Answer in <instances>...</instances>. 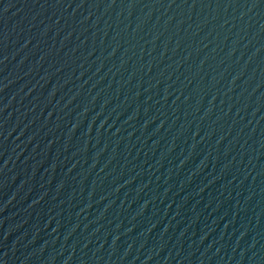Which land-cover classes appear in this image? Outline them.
<instances>
[{
    "label": "water",
    "instance_id": "obj_1",
    "mask_svg": "<svg viewBox=\"0 0 264 264\" xmlns=\"http://www.w3.org/2000/svg\"><path fill=\"white\" fill-rule=\"evenodd\" d=\"M0 264H264V0H0Z\"/></svg>",
    "mask_w": 264,
    "mask_h": 264
}]
</instances>
